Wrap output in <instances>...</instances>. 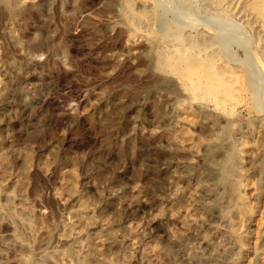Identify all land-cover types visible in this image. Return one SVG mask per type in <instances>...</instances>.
Returning <instances> with one entry per match:
<instances>
[{
    "label": "rangeland",
    "instance_id": "rangeland-1",
    "mask_svg": "<svg viewBox=\"0 0 264 264\" xmlns=\"http://www.w3.org/2000/svg\"><path fill=\"white\" fill-rule=\"evenodd\" d=\"M260 1L0 0V264H264Z\"/></svg>",
    "mask_w": 264,
    "mask_h": 264
},
{
    "label": "bare ground",
    "instance_id": "bare-ground-1",
    "mask_svg": "<svg viewBox=\"0 0 264 264\" xmlns=\"http://www.w3.org/2000/svg\"><path fill=\"white\" fill-rule=\"evenodd\" d=\"M125 4H127V3H125ZM254 5H255V7L257 9H259L260 13H264V1L257 2ZM258 15H259V13H258ZM263 17H264V15H263ZM170 57L171 56H168L166 63L163 64V61H162V64H163V66H169V65L172 64V68H174L173 66H175L176 64L175 63L173 64V61H172L173 59L171 58L172 59L171 60ZM203 58H204V56H203ZM190 60H192V59L190 58ZM203 60L206 61V58L203 59ZM208 60H212V59H208ZM205 61H196V62L193 61V62H190L188 60H184V63H182L181 65H179L177 67V69L179 70L178 74L180 76L184 77V78H191V77H193L195 75L196 77L194 78V80L191 81V87L195 90V92H197L200 95H202V94H204V95L211 94V95H213V96H215L217 98L218 97H220V98L221 97L222 98L226 97L227 98L229 96L233 97V95H235L234 86H233L231 80H228V79L224 78L223 72L221 71L223 67L221 68L219 66L218 68H221L219 70V69L215 68V66L213 67V64L207 63ZM165 69H166V67H165ZM223 71H224V69H223ZM185 81H186V79H185ZM184 84H185V82H184ZM25 159H26V157H25ZM4 160H5V158L2 155H0V163L4 162Z\"/></svg>",
    "mask_w": 264,
    "mask_h": 264
}]
</instances>
